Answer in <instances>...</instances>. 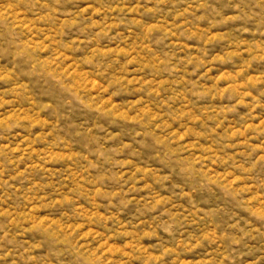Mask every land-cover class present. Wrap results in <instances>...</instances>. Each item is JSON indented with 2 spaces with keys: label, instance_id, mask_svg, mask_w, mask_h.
Instances as JSON below:
<instances>
[{
  "label": "clouds",
  "instance_id": "clouds-1",
  "mask_svg": "<svg viewBox=\"0 0 264 264\" xmlns=\"http://www.w3.org/2000/svg\"><path fill=\"white\" fill-rule=\"evenodd\" d=\"M264 0H0V264H264Z\"/></svg>",
  "mask_w": 264,
  "mask_h": 264
},
{
  "label": "rangeland",
  "instance_id": "rangeland-1",
  "mask_svg": "<svg viewBox=\"0 0 264 264\" xmlns=\"http://www.w3.org/2000/svg\"><path fill=\"white\" fill-rule=\"evenodd\" d=\"M262 231H264V229H262Z\"/></svg>",
  "mask_w": 264,
  "mask_h": 264
}]
</instances>
